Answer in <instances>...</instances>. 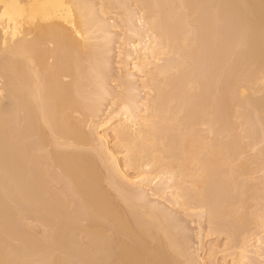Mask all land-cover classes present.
Returning a JSON list of instances; mask_svg holds the SVG:
<instances>
[{"label":"bare ground","instance_id":"1","mask_svg":"<svg viewBox=\"0 0 264 264\" xmlns=\"http://www.w3.org/2000/svg\"><path fill=\"white\" fill-rule=\"evenodd\" d=\"M105 1L107 0H0V77L3 74L2 79L5 76L6 80L0 87L1 93L5 91V97L0 99V177L9 191L6 200L13 204L12 207H7L6 196L2 198L6 194L2 195L1 191L0 264H98V261L100 264H218L221 259L222 264H261L264 262L261 261L264 260V234H261L264 233L261 227L264 224V211L260 212L257 208L256 216L253 217V205L248 206L252 209L247 208L252 211V216L249 214L248 217L255 220L252 227L248 220L253 218H247L249 210L245 208L246 200L249 201L253 195L255 197L259 191L254 190L256 192L252 195L249 185L252 179L251 165H256L257 160H249L250 156L244 155L247 151L244 147L264 145V97L256 101L249 97L253 93V86L264 90V0L211 1L213 13L219 12V15L215 13L219 19L214 17L217 22L223 17L226 19V15L229 16L227 21L233 22L231 24H235L236 20L241 21H237L235 26L240 27L239 30L243 27V34L238 41L243 44L239 43L244 50L236 46L241 53L236 54V49L235 59L237 61L239 57L240 63L241 59L249 60L251 69L247 67L246 70V65L242 71H237L235 67V75L228 70L224 75H230L231 78H227L229 85L225 79L227 85L222 86L225 98L220 103L227 105L225 109L222 112L218 109L220 113L217 114L213 103L214 108L206 105L203 107L206 109L202 111L200 103L198 108L201 112L197 115L185 113L191 112L189 109L192 108L195 95L198 94L200 99L203 92L202 97L206 96L204 90H200L205 84L202 85V75L194 77L193 74L190 78L191 74H185L186 80L179 77L184 81L180 86L184 85L182 87L186 89L183 100L187 99L184 102L171 93L175 88L172 90L170 85H176L178 79L171 77L172 81L169 80L170 71H179L181 74L180 70L187 69L191 65V59H195L200 51L198 49L203 39L199 41L200 37H197L198 26L197 30L190 24L188 26V23L195 17L193 14H197L194 8L202 1L179 0L176 6L169 7L168 14L163 12L165 10L162 8L165 6L160 5L158 0L138 1L141 14L137 19L141 23L139 30H143L144 34L140 35L142 31H137L138 27L134 29L130 25V29L127 25L125 30V25L121 26L126 32L128 30L130 36L124 37V33L123 37L119 36L124 39H119L121 43L117 46L118 56H122L117 62L123 76L121 86H118L120 91L118 90L117 96L112 93L115 97L110 98L109 105L115 102L118 104L116 109L104 107L107 110L102 114L101 103L110 96L105 78L107 75L104 76L105 69L110 65L107 60L105 61L108 63L101 64L104 61L100 60L105 57L97 58L92 52L97 45L99 47L102 44L101 41L104 42V49L110 48L106 46L111 43L113 30L118 27V17L115 15L117 20L111 21V16L108 15L112 11V3L119 4L114 0L112 3H109L110 0ZM167 2L164 3L166 6ZM174 3L176 2L173 1ZM150 5H155L151 12L148 9ZM119 9L118 6L117 10ZM206 16L209 19L211 15ZM130 18L127 16V20L130 21ZM122 19L119 22L124 23ZM129 21L126 24L132 23V19ZM216 21L214 20L216 24L213 27L217 26ZM233 29L235 31L237 28ZM220 31L215 28L209 33L214 32L211 34L212 38L220 37L221 33H217ZM131 35L135 36V40ZM212 38L210 40L214 41ZM228 39V45L224 41L221 46L225 48L231 45V36ZM210 47L205 49L209 59L212 55L217 56L216 50L223 48L217 46L218 49L216 47L212 53L211 49L215 46ZM101 49L104 50L103 47ZM101 49L96 48L95 51L101 54ZM219 51L222 58L224 50ZM90 52L96 58L93 55L91 58ZM225 52L230 56L228 48ZM168 54L177 56L170 61L177 58L178 63L175 61L174 66L163 64L164 66L157 67L158 57ZM216 56L211 57V60L214 58L213 61L208 59L206 63L211 66L212 62L215 63V58H220ZM97 59L100 63L96 62ZM221 62L218 59L219 65L212 64L217 67L214 72L221 70ZM194 63L197 65V61ZM84 65L87 66L83 69H89V72L81 70ZM150 66H156V71ZM211 71L209 77L212 74L215 77L216 72ZM209 73H203V77H207L206 74ZM153 74H156L158 82L155 77L153 79ZM207 79L208 87L212 82L209 83V78ZM173 80L176 82L173 83ZM136 82H139L138 85ZM80 86H86L85 89L89 92L86 93L84 87L81 88L82 92ZM90 87L92 90L88 89ZM210 87L211 90L207 89L208 93L212 92L210 95H223L222 88H217L219 91L216 89L218 92L214 93ZM140 93L143 95L140 96ZM222 97L219 95L217 100ZM175 98L180 100L177 101L178 104H175ZM184 111L186 112L183 113ZM205 117L207 119L204 121ZM237 121H240L241 130H238ZM253 126L258 129L259 135ZM249 127L256 135L253 133L250 136L252 129L250 131ZM242 134L248 135L250 140L242 137ZM243 141L246 144H242ZM257 149L256 147V151ZM256 154L258 155L257 152ZM43 160L45 164L42 163ZM259 160L261 163L264 159ZM249 161L254 164L250 165ZM44 166L54 168L55 171L58 169L59 173L56 175L61 178L55 179H60V182L65 180L67 192L63 188L62 193L66 194L62 195L50 186V176L45 175ZM258 166L260 169V165ZM254 171L255 169L252 172ZM49 172L48 170V174ZM259 186L256 185L260 189ZM248 190L251 191L248 195H252L249 198L245 195ZM217 191L223 192V197L226 195L224 198L221 196L222 204L220 199L217 201L213 196ZM67 194H71L67 200L74 197L76 203L72 206L76 207L78 203L79 211L85 215L83 220H88L87 224H77L81 219L74 222L70 214V217L68 213L65 214L63 208ZM259 195L256 194L260 199L262 196ZM147 199L152 202L151 205ZM145 204L149 205L146 207ZM156 204L166 205L167 209L182 208L188 214L195 212L196 216H202L206 212L211 226L210 228L208 224L207 228L218 237L224 234L226 242L222 245L212 244L210 254L208 253L209 263L199 253H196V259H193L194 256L188 259L190 254L187 255L185 248L183 250V242L180 243L183 237L180 240L179 237L176 238L177 226L171 225L174 224L169 222L171 219L168 224L166 220L170 218L169 215L165 217L166 220L161 218L166 212L163 215L159 209L162 205L157 209ZM32 206L36 211L27 213L22 209ZM216 206L219 208L216 209ZM22 221H29L31 226L40 225L51 235L44 234L48 237L44 236L42 241H36L39 234L35 240L32 231L28 234L27 231L24 233L20 230L19 223L22 224ZM227 224L229 228L224 231L222 227ZM80 233L86 236L85 243H81ZM41 253H46L47 256H42ZM217 254L221 255V259H217Z\"/></svg>","mask_w":264,"mask_h":264},{"label":"rangeland","instance_id":"2","mask_svg":"<svg viewBox=\"0 0 264 264\" xmlns=\"http://www.w3.org/2000/svg\"><path fill=\"white\" fill-rule=\"evenodd\" d=\"M108 1V0H107ZM107 1H105V3L107 2ZM111 1V0H110ZM109 1V3H112L113 2V0L110 2ZM115 2H118L119 4H117L116 3V5H115V3L113 2L112 3V5H113V8L111 7V12H110V14L108 15V16H111L110 18H111V21H114L115 19H116V16L118 17L116 20V22H117V24H118V27H116L114 30H113V34H112V38L110 37V39L111 40H113V41H111L110 40V42L111 43H109V44H107V46L106 47H109L110 46V48H108V49H104V46H103V43L104 42H102L101 41V43L102 44H100V46L98 47V45H97V49L98 50H100L102 47H103V49L104 50H102L101 49V54L99 53V51H95V49L93 50V54L94 55H96L97 56V58H99L100 57V59H103V57H105V58H107V59H103V60H100V62L101 61H104V62H102L101 64H104L105 62H107L108 63V65H110V66H108L105 70L106 71H104V76H105V74L107 75L105 78H106V84H107V87H108V90H109V92H110V96H109V98L107 97V100H104L102 103H101V105H103V107H101L102 109H101V111H102V114H104L103 113V111L104 112H106L105 110H107V109H105L106 107H111L110 109H116L115 107H116V105L118 104V102H117V104H116V102H115V104H112L111 106L109 105L110 104V102H111V100H110V98L112 97V96H114V94H116L115 96H117V93L120 91V87L118 88V86L120 85L121 86V79H122V76H123V72L119 69V65H118V60L119 59H121L122 58V56H118V45H120V43H121V39H124V38H122L123 36H122V34L124 33V37H125V35H129V32H128V30H127V32L125 31L126 29H125V27H127V25L130 27V29H131V26L130 25H132V27L134 28V27H138V29H136L137 31L139 30V28H140V25H141V23H140V20L139 19H137V17L138 16H140V14H141V7L139 6V3H138V1L139 0H137V2H136V0H119V1H117V0H114ZM131 1V2H130ZM142 1V0H141ZM147 1V0H146ZM151 1V0H150ZM168 0H165L164 2H163V0L160 2L159 0H158V2H159V4L161 5V4H163V6H165V7H167V9H165V7L164 8H162V10H165V11H163V12H165L166 14H168V13H170V10H168L169 9V7H172V6H176V4L179 2V0H169V2H167ZM173 1L174 2H176V3H174L173 4ZM199 1H202V2H199ZM198 2H199V6L197 5L196 6V8H194V9H196L197 11H195L197 14H193V12H192V14H193V16H195V17H192L193 19H190L191 21L188 23V26H189V24L191 25V26H193L195 29H197L198 30V32L200 33V31L202 30V33H200V36L197 34V37H200L199 38V41L200 40H202L203 39V41L202 42H200V46H199V48L200 49H198V50H200V51H198V55L195 57V59L197 58V60H195V59H191V61L193 62V60H194V62H196L197 61V65H196V63H192L191 61L189 62L190 64H188V65H190L187 69H185L184 68V70L182 69V70H180V73L182 72L184 75H182V73L181 74H179V71H176V72H178V73H176L175 72V70H174V72L173 71H170L171 73V75H170V79H171V77H172V79L175 77V79L177 80V82H176V85L174 86L173 84H171L170 86H171V88H172V90L175 88L176 89V87H177V89L175 90L174 89V91L173 92H171L172 94H176L175 95V97H177L178 99H181V101L184 99V97H186V89H184L183 87H185L184 85H181L180 86V84H181V82L185 79L184 78V76L186 77V75L188 76L189 74H191L192 76H190L189 75V77L190 78H192L193 77V74H194V77H199V76H201V81H203L202 82V85L204 86L202 89H200L201 91H203L204 90V95L206 94V98L205 97H202L203 96V92H202V95L200 94V99L202 100V102H201V100L198 98V94H197V96L195 95L194 97V101H193V104L191 105V107L193 108H191V109H189L190 111H188V112H190V113H185L186 111H184L183 113H185V114H198V113H200L201 111H199L200 109L203 111L204 109H206V108H203V107H205L206 105H208V106H213V108H214V105H215V113H217V114H219L220 113V111L219 110H221V112L223 111V109H225L224 107L225 106H227V105H224V104H220L221 102H224V98H225V93L223 92L224 91V89H223V87L225 86V85H229V78H231V77H229L228 76V74H229V72L230 73H232L233 75H235L234 74V72L236 71V69H235V67H237V71H238V69H241V71L243 70V68L245 67V68H249L250 67V69H251V64H250V61L249 60H246L245 59V61H244V59H241L242 60V62L240 63L239 62V60H240V58L238 57L237 58V61H236V59H235V57H236V55H235V51H236V49H238V48H236V46L238 47L239 46V48L240 49H242V50H244L242 47L243 46H241V45H243V44H241V42L240 41H238V40H240V37L242 36V34H243V27H241V29L239 30V28H238V26L236 27L235 25H237L236 24V22L237 21H239V22H241L240 20H236V21H234V23L235 24H231V23H233V22H230V20H228L227 21V19L229 18V16L228 15H226V19H225V17H223L224 19H222V18H220V19H222V20H224L223 22H222V20H220V22L218 21H216V19H219V18H217V17H219V16H217L215 13H217V11L216 12H214L213 13V10L212 9H214V8H212V0H210V2H209V0H199ZM129 2V3H128ZM136 2V4H134ZM167 2V6L164 4V3H166ZM170 3V4H169ZM111 5V6H112ZM123 5V6H122ZM153 5V4H152ZM152 5H150L151 7H149L148 9L150 10V12H151V10H153V9H151L152 7H154V6H152ZM171 5V6H170ZM209 5L211 6V7H209ZM116 6V7H115ZM118 6H119V11L117 10L118 9ZM121 6V7H120ZM122 7H126L125 9H126V11H125V9L124 8H122ZM139 7V8H138ZM155 8V7H154ZM209 8V9H208ZM211 8V9H210ZM134 9V10H133ZM179 9H181V7L179 8ZM178 9V10H179ZM183 9V8H182ZM193 9V10H194ZM209 11V12H207V10ZM117 10V11H116ZM123 10V13H125V14H123V13H121V11ZM167 10H168V13H167ZM184 11L185 10H187V9H183ZM182 10V11H183ZM229 10L231 11V8H229ZM115 11V12H114ZM130 11V12H129ZM136 11V12H135ZM138 11V12H137ZM184 11H183V13H184ZM114 12V13H113ZM133 12V13H132ZM180 12V11H179ZM187 12V11H186ZM113 13V14H112ZM119 13H121V14H119ZM140 13V14H139ZM181 13V12H180ZM226 13V12H225ZM224 13V14H225ZM228 13H231L232 14V12H228ZM206 14H210L211 16H209V19H208V17L206 16ZM218 15H219V12L217 13ZM223 14V15H224ZM227 14V13H226ZM116 15V16H115ZM121 15V17L122 18H124V19H122L121 17H119ZM130 15H131V18H130ZM204 15H205V17H204ZM223 15H221V17L223 16ZM127 16H128V18H130V21H131V19H132V23L134 24V26H133V24L129 21V20H127ZM135 16V17H134ZM227 16H228V18H227ZM232 17H233V15H231ZM115 17V18H114ZM211 17H213V19L211 18ZM214 17L216 18V19H214ZM136 18V19H135ZM139 18V17H138ZM195 18V19H194ZM231 18V17H230ZM114 19V20H113ZM119 19H122L123 21L122 22H124V23H121V22H119L120 20ZM206 19V20H205ZM234 19V18H233ZM127 20V21H126ZM138 20H139V22H138ZM194 20H196L195 22H194ZM214 20L218 23L217 24V26H214L213 27V24H214ZM130 22V23H128V24H126L127 22ZM194 23H193V22ZM209 21V22H208ZM137 22H138V24H137ZM193 24H192V23ZM198 22V23H197ZM227 22V23H226ZM239 22H238V25H239ZM136 23V24H135ZM179 23V22H178ZM210 23H212V24H210ZM220 23H222V25H219ZM216 24V23H215ZM214 24V25H215ZM227 24V25H226ZM229 24H231V26L229 25ZM125 25V26H124ZM139 25V26H138ZM196 25V26H195ZM209 25V26H208ZM212 25V26H211ZM218 25H219V28H218ZM235 27H234V26ZM121 26H124V29H122L123 27H121ZM186 26V25H185ZM190 26V27H191ZM198 26V27H197ZM205 26V27H204ZM225 26V27H224ZM239 26H241V24L239 25ZM197 27V28H196ZM201 27L203 28V29H201ZM237 28V29H235V31H234V29L233 28ZM118 28V29H117ZM186 28V27H185ZM205 28V29H204ZM218 29V31L219 30H221L220 32H217V33H221V36L220 37H211L212 35H213V33L214 32H212L211 34L209 33L210 32V30L212 31L213 29ZM229 28V29H228ZM122 29V30H121ZM129 29V28H128ZM135 29V28H134ZM141 29V28H140ZM190 29H193L192 27L190 28ZM201 29V30H200ZM210 29V30H209ZM222 29H224V30H222ZM233 29V30H232ZM194 30V29H193ZM196 30V31H197ZM204 30V31H203ZM231 30V31H230ZM238 30L239 31H241V32H238ZM126 33H128V34H125V32ZM139 31H142V32H140V35H141V33L142 34H144V31L143 30H139ZM225 33H224V32ZM228 31H230V32H228ZM233 31V32H232ZM122 32V33H121ZM229 33L230 34V36H231V39H230V41H229V43H231L232 42V40H233V42L231 43V45L229 44V46L228 47H223V46H221V44L224 42L225 44H226V42H227V40L226 39H228V38H230V36H229V34L227 35V34ZM225 34V35H224ZM233 34V35H232ZM240 34V35H239ZM206 35V36H205ZM210 35V36H209ZM216 35H218V34H216ZM236 35H237V37H236ZM119 36H122L121 38H119ZM130 36V35H129ZM132 36V35H131ZM146 36V35H145ZM225 36V37H224ZM227 36V37H226ZM229 36V37H228ZM235 36V37H234ZM135 36H132V38H134ZM144 37V36H143ZM205 37V38H204ZM233 37V38H232ZM127 39H128V36L126 37ZM125 38V39H126ZM132 38H130L131 40H132ZM137 38V37H136ZM145 38V37H144ZM214 39V41L213 40H210V39ZM217 38V39H216ZM219 38V39H218ZM236 38V39H235ZM120 39V40H119ZM129 39V40H130ZM146 39V38H145ZM205 39V40H204ZM216 39V40H215ZM133 40H135V38L133 39ZM207 40H209V41H207ZM221 40V41H220ZM229 40V39H228ZM206 41H207V44H209L208 46L206 45ZM100 43V42H99ZM205 43V44H204ZM210 43H213V45L215 46V48H212L211 49V47H214L213 45H210ZM216 43H218V44H216ZM235 43V44H234ZM241 45H240V44ZM202 44V45H201ZM224 44V45H225ZM232 44H234V46H232ZM102 45V46H101ZM220 48V47H223V48H220V49H218V47ZM223 45V44H222ZM227 45H228V42H227ZM227 45H225V46H227ZM209 46H211L210 47V49H211V52H212V50L214 51L215 49H216V47H217V49L218 50H216L218 53H216L217 54V56L216 55H212V54H210V56L211 57H213V56H216L217 58H218V56L220 57V58H218L219 59V62H221V65H222V63H224L225 61V63L222 65V67H221V65L219 66L220 68H221V70H219L218 72H216V76L215 77H213V74H212V77H209V76H211V74L209 73L212 69V67H215V66H213L212 64H214V65H216L217 63H218V59H216L215 58V63H211V66H209L206 62L208 61V59H209V56L207 55L208 54V51L206 52V50L205 49H207V48H209ZM231 46V47H230ZM241 46V47H240ZM101 47V48H100ZM105 47V48H106ZM202 48V49H201ZM226 48H228V50H230V56H228V54L225 52L226 51ZM229 48H231V49H229ZM210 49H209V52H210ZM107 50V51H106ZM219 50H224L223 52H224V54L225 55H222V58H221V54H219V52H221V51H219ZM102 51H103V53H102ZM201 51H205V52H201ZM215 51V52H216ZM241 51V50H240ZM106 52V53H105ZM229 52V51H228ZM239 53V49L236 51V54H238ZM108 53H110L109 55H108ZM205 53V54H204ZM213 53V52H212ZM241 53V52H240ZM239 53V54H240ZM92 54V55H93ZM104 54V55H103ZM105 54H107V55H105ZM223 54V53H222ZM238 54V55H239ZM90 55H91V52H90ZM90 55H88V56H90ZM92 55H91V58H93V57H95L94 55H93V57H92ZM203 55H204V57H203ZM174 54H168V56H166V55H161V57H158V59L159 60H157V67H161V66H164V65H168V64H171V65H173L174 63H175V61L178 63V61H177V58H175V60H172V61H170L171 59H173L174 58ZM199 56H201L200 58H198ZM207 56H208V59H207ZM175 57H177V56H175ZM211 57H210V61H213L214 60V58H213V60H211ZM229 57V58H228ZM96 58V57H95ZM110 58V59H109ZM204 58V59H203ZM227 58H228V60H227ZM109 59V60H108ZM201 59V60H200ZM222 59V60H221ZM226 59V60H225ZM229 59H230V61H229ZM239 59V60H238ZM105 60H107V61H105ZM223 60H224V62H223ZM93 61V60H92ZM91 61V62H92ZM96 61V60H95ZM170 61V62H169ZM203 63H202V62ZM205 61V62H204ZM210 61H209V64H210ZM248 61V62H247ZM97 63H100L99 62V59H97V61H96ZM174 62V63H173ZM237 62V63H236ZM239 62V63H238ZM202 63V64H201ZM204 63L206 64L205 66H204ZM226 63H228V64H226ZM0 64H1V62H0ZM164 64V65H163ZM220 63H218L217 65H219ZM88 66H89V64H87ZM87 65H84V67L82 66L81 68V70L83 71V72H89V69H87V70H85V69H83V68H86V66ZM160 65V66H159ZM175 65V64H174ZM173 65V66H174ZM209 66V69H207L208 68V66ZM153 66V65H152ZM152 66H150V68L152 67ZM194 68V69H191L192 67ZM197 66H198V68H197ZM90 67H92L91 66V64H90ZM218 67V68H219ZM228 67V68H227ZM232 67L233 69H235L234 71H233V69H230V68ZM87 68H89V67H87ZM108 68H109V70H108ZM155 68H156V66H155ZM154 67H152V69H154L155 71H156V69H155ZM195 68L197 69L196 71L198 72H196L195 71ZM248 68L246 69V70H248ZM199 69V70H198ZM108 70V71H107ZM151 70V69H150ZM186 70H188V71H186ZM193 70H194V72H196V76H195V73L193 72ZM202 70H204V72L202 71ZM205 70H206V72H205ZM214 70H217V67H215V69L213 68V71H211V72H213V73H215L214 72ZM225 70V71H224ZM228 70H230L229 72H228V74H227V76L229 77H226V75H224V74H226L227 73V71ZM90 71H92V69H90ZM155 71H153V72H155ZM186 71V72H185ZM190 71V73H188ZM200 71V72H199ZM208 71V72H207ZM240 71V70H239ZM151 72H152V70H151ZM173 72V73H172ZM201 73V74H200ZM203 73L205 74V73H209V74H206L207 75V77L209 78V83H211L213 86H211V84H209L211 87H212V90H213V92L215 93V92H218L219 90L218 89H220V88H222V94L223 95H221V94H216V95H210L212 92L210 91V93H208L209 92V90H211V89H209V85H208V87H207V85H206V81L208 80L207 79V77H203L204 75H203ZM220 73H222V74H220ZM236 73V72H235ZM186 74V75H185ZM219 74V75H218ZM232 74H231V76H232ZM174 75H178V76H174ZM182 75V76H181ZM221 76H222V78H221ZM2 77H3V74L1 75V77H0V81H1V79H2ZM107 77H108V79H107ZM157 77L156 76V74H153V79H155V78ZM177 77V78H176ZM179 77H182V79L181 78H179ZM203 77V78H202ZM224 77V78H223ZM4 78H5V76H4ZM2 79V81L0 82V87H2L3 86V83L6 81L5 79ZM187 78V77H186ZM189 78V79H190ZM205 78V79H204ZM213 80H212V79ZM215 78H216V81H215ZM221 78V79H220ZM228 78V79H227ZM233 78V77H232ZM158 78H156L155 79V81L157 80ZM172 79L171 80H169V81H172ZM174 79V80H175ZM180 79H181V81H180ZM203 79V80H202ZM207 79V80H206ZM225 79H226V82H227V80H228V82H227V84H226V82H225ZM4 80V81H3ZM83 80V79H82ZM86 80V79H85ZM84 80V81H85ZM174 80H173V83H175L174 82ZM186 80V79H185ZM188 80V79H187ZM210 80H212V81H210ZM84 81H81L82 83L84 82ZM159 80H157V82H158ZM180 81V82H179ZM200 81V82H201ZM230 81H231V79H230ZM80 82V83H81ZM184 82V81H183ZM186 82V81H185ZM215 82V83H214ZM81 83V84H82ZM86 83H88V82H85V84ZM119 83V84H118ZM138 83L139 82H136V84L138 85ZM1 84H2V86H1ZM5 84V83H4ZM208 84V83H207ZM201 85V86H202ZM216 85V86H215ZM221 85V86H220ZM224 85V86H223ZM88 86V85H87ZM110 86V87H109ZM117 86V87H116ZM183 86V87H182ZM200 86V87H201ZM206 86V87H205ZM223 86V87H222ZM84 86H80V90H81V88H83ZM86 87V86H85ZM85 87L83 88V90H86L85 89ZM210 87V88H211ZM215 87V88H214ZM109 88H113V89H109ZM218 88V89H217ZM252 89L254 88V90H253V93H250L249 95V97H250V99L252 100V101H256L257 99H260V98H262V97H264V90H262V89H257V87L255 86H253V87H251ZM88 89H91L92 90V88L90 87V88H88ZM207 89H209V90H207ZM216 89L218 90V91H216ZM83 90H81L82 92H83ZM90 90V91H91ZM119 90V91H118ZM260 90V91H259ZM113 91V92H112ZM255 91V92H254ZM80 92V91H79ZM85 92V91H84ZM89 92V91H88ZM87 92V90H86V93H88ZM176 92V93H175ZM112 93H114L113 95H112ZM143 93V92H142ZM142 93H140V96H142L143 94ZM178 93V94H177ZM181 93V94H180ZM142 94V95H141ZM181 96H180V95ZM182 94H184L183 96H182ZM5 95V91H3V93H1L0 92V99L2 100L3 99V97H5L4 96ZM83 95V94H82ZM219 95H220V97H222V98H220V100H217V98L219 97ZM114 96V97H115ZM182 97V98H180V97ZM216 96V99H214V97ZM189 97V96H188ZM208 97H210V98H208ZM255 97V98H254ZM177 98H175L176 100H175V104L177 103L178 104V102L180 101H178L177 100ZM202 98H204V99H202ZM212 98H213V100H212ZM109 99V100H108ZM187 98H185V100H186ZM206 99V100H205ZM208 99H209V101H208ZM222 99V100H221ZM227 99V98H226ZM185 100H183L182 102H184ZM203 100H205V101H203ZM218 101V102H215V101ZM106 101V102H105ZM178 101V102H177ZM192 101V100H191ZM220 101V102H219ZM182 102H181V104L180 105H182ZM209 102V103H208ZM199 103V104H198ZM200 103L202 104L201 106H199L200 105ZM213 103H214V105H213ZM216 103V104H215ZM198 104V105H197ZM209 104H212V105H209ZM219 105V107L221 108L222 106H223V108H218V105ZM179 105V106H180ZM176 106V105H175ZM194 106H196V107H194ZM198 106H199V108H198ZM207 106V107H208ZM105 107V108H104ZM196 108V109H195ZM203 108V109H202ZM219 109V110H218ZM227 109V108H226ZM216 114V115H217ZM76 115V114H75ZM78 115V114H77ZM76 115V116H77ZM106 115V114H105ZM81 115H79V118H81L80 117ZM199 116V115H198ZM249 116V115H248ZM206 120L207 119V117H205V118H203V120ZM204 120V121H205ZM240 122V121H239ZM238 121H237V125H238V130H241V129H239V127H240V123H239ZM243 122V121H242ZM242 124V123H241ZM237 125H235L236 126V130H237ZM253 125V124H252ZM249 126H250V124H249ZM254 127V126H253ZM250 128V131H251V127H249ZM254 129H256L255 127H254ZM235 130V131H236ZM257 133L256 134H258L259 135V133H258V129H256L255 130ZM253 129H252V131H251V133L252 134H250V132H249V134H250V136H252V135H254L255 132ZM236 132H238V133H240V131H236ZM248 132H246V134H248ZM254 133V134H253ZM244 135V134H242V137L244 136V137H248V135ZM255 134V135H256ZM257 137V136H256ZM249 138V137H248ZM252 138V137H251ZM245 139V138H244ZM253 139V138H252ZM251 139V141H253ZM249 140H250V138H249ZM111 142H113V141H111ZM245 142V143H244ZM247 142H249V141H247ZM249 143H251V142H249ZM242 144H246V141H243V143ZM250 145V144H249ZM245 146V145H244ZM243 146V147H244ZM262 146H264V145H262L261 144V146H256L258 149H257V151H256V147H251V146H248L247 147V145L244 147V149H245V151H244V149H242L244 152H245V154L244 155H248V156H250V157H248V156H245V157H248V159L250 160L251 159V161L252 162H255L256 160H257V163L255 162V164L256 165H251V164H254V163H252L251 161H249L250 162V165H251V167L253 168V169H255V171H254V173L252 172L253 171V169H252V171H251V175L252 174H254V175H250V178L252 177V179L255 181H252V179L250 180V182H249V185H250V187H251V189L250 188H248V189H250L251 191H252V195H253V193H255L254 192V190H259L258 192H256V194L257 195H259V196H262V197H260V199L256 196V194H255V197H253L251 194L250 195H248L249 193H251V191L250 190H248V193L247 194H245V195H247L246 197H250V196H252L253 198H254V200H253V198L252 197H250L249 199V201H248V199L246 200V202H245V205L247 204V206L245 207L246 209L247 208H250V207H252V205H253V212L254 213H252L253 214V217H254V215L256 216V214H255V211H256V209L258 210V211H264V210H262V209H264V193H262V191H264V186H262V185H264V183H262V182H264V172H262V171H264V168H262V167H264V160H262V159H264V155H261L259 152H261L262 154H264V150H262V149H264V147H262ZM247 148V149H246ZM248 149L250 150L249 152H248ZM251 149H254V150H252V151H255V153H253L252 151H251ZM261 149V150H260ZM256 152L258 153V155H259V158H258V155L256 154ZM261 155V156H260ZM254 156H256V157H254ZM260 157H262V158H260ZM253 158V159H252ZM256 158V159H255ZM258 158V159H257ZM259 159H261L262 160V164L261 163H259L260 162V160ZM259 160V161H258ZM44 162V160L42 161V163ZM48 163V162H47ZM259 163V164H258ZM43 164H45V163H43ZM42 164V165H43ZM260 165V169L262 170V171H260V169H259V166L258 165ZM256 166V167H255ZM258 166V167H257ZM44 169V171H45V175L47 174V176H50L49 178V180H50V182H51V185L50 186H52V187H54L53 189H55L57 192H59V193H61L62 195L63 194H66V193H62V190H63V188H64V190L66 191V188H65V180L64 179H62L61 180V182H60V179H57V181H56V179L55 178H61V177H59V175H56L57 173H59V172H57L58 171V169H56L57 171H55V169H54V172H52L53 171V169H48V167L47 166H44L43 167ZM45 168L46 169H48L50 172H49V174H48V170H45ZM259 169V171L258 172H256L257 171V169ZM51 172L53 173V174H51ZM51 174V175H50ZM262 174V175H261ZM53 175V176H52ZM257 176H258V179H257ZM254 177H256V179L254 178ZM259 177H262V178H259ZM53 180H52V179ZM260 179H261V181H260ZM0 183H1V185H0V192L2 193V195H4V194H6V195H4L2 198L4 199L5 198V196H6V198H5V200L7 199V194L9 193V191H7V186H4V182L2 181L3 179H2V177H0ZM55 180V181H54ZM258 180V181H257ZM52 181H54V182H52ZM252 181V182H251ZM257 181V182H256ZM2 182H3V185H2ZM55 183H56V185H55ZM57 183H58V185H57ZM258 183H259V185H260V183H262V185H258ZM253 187H252V186ZM256 185L257 186H259L260 187V189L259 188H257L256 187ZM2 186H3V188H4V190H3V188H2ZM255 186V187H254ZM59 187V189H57V188ZM62 187V188H61ZM61 188V189H60ZM256 188V189H255ZM2 189V190H1ZM222 191V190H221ZM6 192V193H5ZM64 192V191H63ZM67 192V191H66ZM1 193H0V195H1ZM219 193L220 192H216V193H213V196H214V198L216 197L217 198V201H219V199H220V202H221V204H222V202H223V198L226 196H222V193H220V195H219ZM225 193H226V191H225ZM224 193V194H225ZM215 194V195H214ZM223 194V195H224ZM227 194V193H226ZM71 194H67V195H65V197H67L66 198V200L69 198V196H70ZM223 198H222V197ZM257 197V198H256ZM71 198V197H70ZM74 197H72L71 199H73ZM213 198V200H215ZM222 198V199H221ZM70 199V200H71ZM149 200H150V198H148ZM146 200V201H149V200ZM257 199H259V201H261V202H259ZM67 200L66 202L68 203V205H66V202H65V205H64V210H65V214L66 213H68L67 215L69 216V214H70V216H71V219L72 220H74V222H76V219L78 220H80L79 222H77V224L79 223V224H81L80 222H82L83 223V225L84 224H87L88 222V220H87V218H86V220H83V219H85V215L84 214H81V212L79 211V208H78V203H77V205H76V207H74V206H72V205H75L74 203H76V200L75 199H73V200ZM251 200H252V202H251ZM74 201V202H73ZM145 201V202H146ZM151 201H153L152 199H151ZM217 201L215 200V202L217 203ZM248 201V202H247ZM256 201H257V204H256ZM8 202H9V204H8ZM7 202V200H6V205H7V207H8V205H11V207H12V205L13 204H10V203H12V202H10V201H8ZM144 202V203H145ZM154 202V201H153ZM144 203H142V205L144 204ZM147 203V202H146ZM149 204L150 203H152V202H148ZM252 203V204H251ZM255 203V204H254ZM149 204H147V206L149 205ZM221 204L219 205V206H221ZM261 204V206H259ZM70 205V206H69ZM151 205V204H150ZM162 205V207L161 208H159L160 206ZM161 205H158L157 206V204H156V206L155 207H157V209L159 208L162 212V214L164 215V212H166V215L165 216H161V218H164L165 220H166V216H168V217H170V218H168L166 221L168 222V220L169 219H171L169 222L170 223H174V224H171L172 226L173 225H175V227L177 228V233L175 234V235H178L176 238H178L179 237V240L181 239V241H180V243L182 244V242H183V245H184V247H183V250H184V248H185V252L187 253V255H189V256H187L188 257V259L190 258V256H191V259H192V257H193V259H196V253L198 254H201V256L203 257V259H204V261H208L207 263H209V260H210V257H209V252H210V249L209 248H211V246H212V244H215L216 245V243H218V245L220 244V245H222V243H225L226 242V239H225V235L224 234H220V236L218 237L217 235H215V233H213L212 231H210L211 229V226H210V224L208 223V218H207V214H206V212H205V214H203L202 216H196L197 214L195 213V212H190L189 214H188V212L186 213V212H184L183 211V209L182 208H178V209H171V208H168L167 209V206L166 205H163V204H161ZM217 205V204H216ZM250 205V207H248ZM254 205H257V207L255 206L254 207ZM144 206H146V204L144 205ZM146 206V207H147ZM164 206V207H163ZM166 206V207H165ZM69 207V208H68ZM72 207H73V209H72ZM33 208V209H32ZM68 208V209H67ZM75 208V209H74ZM163 208V209H162ZM176 208V207H175ZM216 209H218L219 207L218 206H216L215 207ZM261 210H260V209ZM22 209H25V211H27V213H29V212H34V211H36L35 209L36 208H34V206H32V207H27V208H22ZM170 209V210H169ZM246 209H245V212H246ZM66 210H69V211H67L66 212ZM72 210V211H71ZM167 210V211H166ZM249 209H247V211H248ZM250 210H252L251 208H250ZM248 211L247 213H246V215H247V218L248 219H252L251 217L249 218L248 216H249V214H250V216H252L251 215V212L252 211ZM78 213V214H75L76 212ZM183 211V212H182ZM70 212V213H69ZM79 212H80V214H79ZM168 212H170V213H168ZM250 212V213H249ZM257 212V211H256ZM160 213V215H162ZM191 213H193V214H191ZM196 214V215H195ZM75 215V216H74ZM77 215V216H76ZM78 215H79V217H78ZM69 216V217H70ZM201 217V218H200ZM203 217V218H202ZM75 218V219H74ZM173 218V219H172ZM247 219V220H248ZM86 223H85V222ZM220 221H221V223H222V226H223V222H222V220L220 219ZM220 221H218L219 223H220ZM248 221H251V226H252V223L255 221L254 220V218H253V220H248ZM23 222V221H22ZM26 222H28V223H25V221L22 223L23 224V226H22V224L21 223H19L21 226H19L20 227V230H23V232L25 233V231H27V233L29 234V233H31V231L33 232L32 233V236L35 238V240L36 241H42L41 239H42V237H44L45 235H48V236H50L51 235V233H49V234H47L49 231H46L45 232V230H43L42 229V227L40 226V225H35V224H33L32 226H31V224L29 223V221H26ZM168 222V224H170ZM217 222V223H218ZM250 223V222H249ZM209 224V227L210 228H207L208 225ZM224 224H226V223H224ZM254 224V223H253ZM35 225V226H34ZM171 225H169V226H171ZM218 225V224H217ZM229 224H227V226H228ZM28 226V227H27ZM31 226V227H30ZM40 226V227H39ZM171 226V227H172ZM220 226V225H219ZM222 227V229H224V231H225V228L227 229V228H229V226L228 227ZM254 226V225H253ZM252 226V227H253ZM36 227V228H35ZM37 227H39V228H37ZM221 227V226H220ZM232 227V226H231ZM231 227H230V229H231ZM261 227H262V229H264V224H262L261 225ZM36 230H34V229ZM41 228V229H40ZM213 228V227H212ZM25 229H27V230H25ZM32 229V230H31ZM179 229H180V233H179ZM208 229V230H207ZM38 230V231H37ZM42 230H43V234H42ZM176 229L174 228V231H175ZM29 231V232H28ZM172 231H173V229H172ZM209 231V232H208ZM223 231V232H224ZM175 233V232H174ZM211 233V234H210ZM39 234V235H38ZM41 234V235H40ZM45 234V235H44ZM81 235H82V233H80ZM217 234V233H216ZM261 234H264V233H261ZM260 234V235H261ZM35 235V236H34ZM38 235V236H37ZM222 235V236H221ZM224 235V236H223ZM29 236H31V234L29 235ZM31 236V238L32 239H34L33 237ZM36 236H37V238H36ZM48 236H45V237H48ZM78 237H79V234L77 235ZM82 236H85V235H82ZM79 237V238H81L80 239V241L82 240V242L81 243H83L84 242V240H85V242H86V240H87V238H86V236L85 237ZM262 236V235H261ZM83 238V239H82ZM85 238V239H84ZM43 239H45V238H43ZM45 240H48V239H45ZM188 241V242H187ZM203 241V242H202ZM219 241V242H218ZM43 242H45V241H43ZM47 242H49V241H47ZM84 242V243H85ZM38 243V242H37ZM41 245H42V242H39ZM40 244H38V246H40ZM44 244H46V243H44ZM186 244H187V247H186ZM201 246V247H200ZM190 247V248H189ZM204 249V250H203ZM189 250V251H188ZM198 251V252H197ZM194 252V253H193ZM203 252V253H202ZM186 253H185V255H186ZM209 253V254H208ZM193 254H195V255H193ZM41 255L43 256V255H46V253H41ZM47 256V255H46ZM98 256V255H97ZM97 256H96V259H97ZM100 256V255H99ZM221 255H219V254H217V259L219 258V259H221V257H220ZM45 257V256H44ZM258 260V259H257ZM261 261H264V260H261ZM260 261V262H261ZM94 262H96V260L94 261ZM93 262V263H94ZM100 261H98V264H100L99 263ZM217 262V261H216ZM222 262H223V260L221 259V260H219V263L218 264H222ZM197 263H198V261H197ZM95 264V263H94ZM224 264V263H223ZM261 264H264V262H262Z\"/></svg>","mask_w":264,"mask_h":264}]
</instances>
